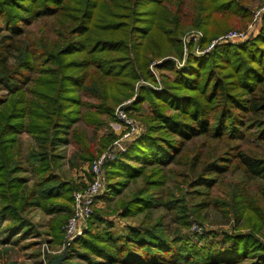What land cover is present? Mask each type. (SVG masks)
I'll list each match as a JSON object with an SVG mask.
<instances>
[{
  "label": "trees",
  "instance_id": "trees-1",
  "mask_svg": "<svg viewBox=\"0 0 264 264\" xmlns=\"http://www.w3.org/2000/svg\"><path fill=\"white\" fill-rule=\"evenodd\" d=\"M101 1L0 0V258L16 236L14 245L43 235L51 245L65 241L73 194L87 184L55 173L64 158L62 146L71 137L80 148L71 164H91L118 138L108 128L116 107L133 99L129 112L145 105L152 111L141 135L105 165V193L98 201L111 200L140 180L131 199L119 203V216H144L118 231L108 212L94 211L87 231L72 242L60 264H264V156L242 148V141L264 143V26L245 43L190 56L183 69L163 62L158 69L172 75L165 76L162 92L141 84L136 90L142 80L156 84L150 71L154 58L178 49L181 55V13L188 0H112L111 7L124 13L111 21L100 19L109 14V9L99 14ZM69 2L78 7L69 9ZM194 2L192 24L206 30L203 44L222 31L217 16L247 15L238 0ZM48 18L60 25L55 39L48 30L38 38H20L24 25ZM117 18L123 21L113 23ZM82 123L95 133L107 126L99 150L80 129ZM22 134L33 137L38 147L31 145L23 154L22 145L16 147ZM199 138L204 142L189 150L187 144ZM174 165L185 170L174 172ZM28 172L36 179L33 187ZM229 173L237 177L227 180L224 198L215 206L243 222L246 232H237L239 227L199 236L177 228L170 236L163 217L153 219L154 210L164 209L189 228L191 217L203 219L207 192ZM173 174L177 182L187 180L188 193L177 189L181 198L168 186ZM251 182L258 183L255 192L248 191ZM36 210L48 217L45 224L32 219ZM60 256L48 255L49 263Z\"/></svg>",
  "mask_w": 264,
  "mask_h": 264
},
{
  "label": "rangeland",
  "instance_id": "rangeland-1",
  "mask_svg": "<svg viewBox=\"0 0 264 264\" xmlns=\"http://www.w3.org/2000/svg\"><path fill=\"white\" fill-rule=\"evenodd\" d=\"M76 1V0H74ZM112 0H102L101 1V6L99 8V14L102 13V11H106L107 9H109V14L107 16H105L103 18V15H101V20L104 19H109L111 21V18L113 16H120L121 14H123V11L117 10L114 7H111L112 4L110 3ZM239 1V5L242 7H245L247 9V15L242 16V14H233L231 16L228 17H221V15L217 16V20L220 23V26H222V31L214 38L210 41V43L208 44H203V40L205 39L206 33H205V29L204 28H198V27H194L193 26V22H194V17H195V2L194 0H188L185 2V6L182 10V23L184 24V28L181 32L180 35V39H181V55L179 54L180 52L179 49L178 51L175 50L174 53L171 54H164L161 55L160 57L154 58L153 59V63L150 66V71L152 72V74L155 77L156 80V84H150L147 83L145 81H140L137 85H136V90L138 89V86L141 85H147V86H153L158 92H162L163 88H164V79L165 76L166 77H171V72L163 70L161 71L160 69H158V66L160 64H162L165 61H172L177 69H183L186 64L187 61L189 59L190 56H194L197 58H201L203 56H197L196 52L198 51H204L207 50L208 48H210V46L213 44V42L217 41L218 39L225 37L227 34H229L230 32H245L248 30V27L250 26V24H254L255 23V19H256V13L257 11L263 6L264 4V0H238ZM172 5H176V2L174 1V4ZM67 7L69 9L78 7V5L75 2H69L67 4ZM20 13V12H19ZM121 21H123L121 18H117L113 20V23H121ZM257 29H256V37L257 38L264 26V15L261 19V23L257 22ZM24 34L22 36H20V38L24 39V38H28L29 36H32L33 38H38L41 37L43 34H45L48 30V35L50 37H53V39H55L58 35L56 28H59L60 25H56L54 19H39L34 21L33 23L29 24V25H24ZM61 30V29H60ZM205 30V31H204ZM192 35H200L201 36V40L199 42H194V41H190V38L192 37ZM251 36H254V34H252ZM227 44H231L233 46H237L239 45L238 43H226V44H220L217 46H221V45H227ZM242 44V43H240ZM216 46V47H217ZM215 47V48H216ZM214 48V49H215ZM187 49V54L185 55V50ZM214 49H212V51H214ZM211 51V52H212ZM210 52V53H211ZM209 54V53H208ZM207 53L205 55H208ZM204 55V56H205ZM17 52L13 51L12 52V57H11V62H16L17 61ZM85 100H89V99H85ZM90 101V100H89ZM91 101H95L93 99H91ZM133 99H129V100H125L123 101L121 104H119L116 109H115V121L114 123H111V126H108V128L110 127L112 129V131L118 136V138H116V140L114 142H112L106 150H104L101 154L99 153V155L97 154L96 159L91 163H81L80 166L78 167H74L71 164V159L74 155L75 152H77L78 150H80L79 146L73 141V139L71 137H68V140L64 143V145L62 146V154L64 155L63 160L61 161V167L57 170H55V173L66 180H73V181H84V184H87V174L88 173H92V167L94 165V162L96 160H98L102 155H104L105 153H107L109 150H116L115 155L117 156L118 153H121L119 150V146H116V142L119 141V139L121 138L122 135V131L119 127L116 128V126H120V123L117 121L116 119V111H118L119 109H124L127 113L128 116L137 124L140 125L142 132L145 129V125H144V119L145 116L147 115V113H151V107L145 105V109L144 110H140V111H134V112H129L128 108L129 106L132 104ZM113 125H115V129L113 127ZM80 129L85 130L87 137L89 138V140L92 142V144L95 147V150H99V146H98V141L101 137L103 136H107L109 134V130L107 128V126H103L101 128H99L97 131V133L94 132V128L89 127L88 125L82 123L79 125ZM117 131V132H116ZM141 135V134H140ZM20 141L18 142L16 147L20 146V144L22 145V150H23V154H27L30 146H36L38 147L37 142L35 141V139L31 136H29L28 134H22L20 135ZM204 141L201 140L200 138L198 139V141H196V143H190L187 144V148H189V150H195L198 146H200ZM242 148L246 151H251L252 153H256L260 156H264V143H260L257 142L254 139H251L249 142L247 141H242ZM129 144L128 142H123L121 143L122 148L126 149L127 145ZM213 144H216V142H213ZM249 144V145H248ZM218 147V146H217ZM122 152H125L122 150ZM106 166H105V172L104 175L106 177ZM172 170L178 171V172H183L185 170V168L183 167H179V166H173ZM81 175V176H80ZM25 176L28 178V185L29 187H33L36 183V179L34 178L33 174L31 172H28L27 174H25ZM235 177H237V175H234L232 173H229L227 175V179L226 181H223V183H221V185H218L217 187H215L214 189L210 190L207 192V195L204 197L205 200L209 201V205L206 207V209L203 211L202 216L203 219H197L195 216L191 217L190 221H191V225L189 226V228L182 226L181 220H176L174 217V213L171 211H166L164 209H156L153 211L152 213V217L153 219H157V218H162L164 219V224L166 226V228L168 229V234L171 236L172 233L176 234V230L177 228L180 229H185L187 230L189 233L191 234H196L199 236H203L204 234H206L207 232H211V231H216L220 234L222 233H233L235 232V229H239L237 230V232L239 231H243L246 232L247 230L244 229V224L243 222H236L234 220L233 214L232 213H228L226 214V211L224 209H222L221 207L218 208L215 206V202H219V200H223L224 198V192L228 189L229 184L228 181H232ZM228 180V181H227ZM187 180L184 178H180L179 177V181L177 182L175 179V176L173 174V179L171 181H169L168 186L172 187L175 192V194L177 195V197H182V194L179 190H177L178 188L183 189V191H185V193H188L190 191V189L188 188V185L185 184ZM257 182H251L249 183L248 186V191L249 192H255L257 189ZM142 186L141 181L139 180L138 183L135 182H131L126 188H124V190L122 191L121 194H118L117 196H114L111 200H100L97 203V206L95 207V211L96 210H101L104 212H108V219L109 221H111L114 225H115V229L120 231L124 228H126V226L129 225H136L144 216V214H138L137 216H132L130 218L124 219L121 218L119 216V212L121 210L120 208V202L121 201H129L131 199V197L136 193V191H138V188H140ZM204 192L207 191V189L203 190ZM77 192V191H75ZM105 193V190H104ZM103 193V194H104ZM189 196V195H187ZM188 200L191 201L190 197H188ZM198 201L197 203H201L202 200H200V198H196V200H194V202ZM116 207L119 209L117 213H114L113 211L116 209ZM191 213H192V209H191ZM32 219L34 220L35 223H39V224H45L48 220L47 216H44L43 213L40 210H36L33 211L31 214ZM198 220V221H197ZM65 227V226H64ZM184 230V231H185ZM44 231V230H43ZM17 237H14L11 241V244L8 246V248L5 249H9L7 254H4L3 257L0 258V264H51L49 263V259H48V255L53 254V255H61L59 259H57L56 261L60 260L62 257H66L67 253H68V249L70 247L66 245V241H63V243L60 245L58 244H49L48 241L50 240V237H47L45 235L37 238V239H33V240H26L20 244L14 245V243L17 240ZM4 238L3 234H0V240H2ZM65 240V239H64ZM39 242L41 245H39L37 248H27L26 246L31 243V242ZM57 243V242H56ZM36 253H40L41 257H37ZM54 261L52 264H55Z\"/></svg>",
  "mask_w": 264,
  "mask_h": 264
},
{
  "label": "built area",
  "instance_id": "built-area-1",
  "mask_svg": "<svg viewBox=\"0 0 264 264\" xmlns=\"http://www.w3.org/2000/svg\"><path fill=\"white\" fill-rule=\"evenodd\" d=\"M264 15V4L257 11L256 19L254 20V24H250L248 30L245 32H230L225 37L218 39L213 42V44L204 51L196 52L197 56H204L206 53H210L212 49H214L217 44H226V43H245L251 38H255L257 33V22L261 23V19ZM254 34V36H251ZM200 35H192L190 41L199 42L201 40ZM185 55L187 54V49L185 50ZM116 119L120 123L122 127V135L119 141L115 144L119 146V150L125 151L122 148L121 143L130 142L135 140L137 136L142 133L141 127L139 124L135 123L129 116L128 113L124 109H119L116 111ZM117 150V149H116ZM116 150H109L107 153L102 155L98 160L94 162L92 167V181L87 183V187L84 190L77 191L73 194L74 203H73V215L68 220L67 224L64 227L65 232V241L66 245L69 246L72 242L83 235L87 229L89 221L95 211V207L97 206L98 199L103 195L105 190V165L110 161L114 160L116 155Z\"/></svg>",
  "mask_w": 264,
  "mask_h": 264
},
{
  "label": "water",
  "instance_id": "water-1",
  "mask_svg": "<svg viewBox=\"0 0 264 264\" xmlns=\"http://www.w3.org/2000/svg\"><path fill=\"white\" fill-rule=\"evenodd\" d=\"M65 257H62L60 260L56 261L55 264H60L61 261L64 259Z\"/></svg>",
  "mask_w": 264,
  "mask_h": 264
},
{
  "label": "crops",
  "instance_id": "crops-1",
  "mask_svg": "<svg viewBox=\"0 0 264 264\" xmlns=\"http://www.w3.org/2000/svg\"><path fill=\"white\" fill-rule=\"evenodd\" d=\"M113 127H114V129H115V125H113ZM118 127H119L121 130H123L121 126H116V128H118ZM116 132H117V131H116ZM80 176H81V175H80Z\"/></svg>",
  "mask_w": 264,
  "mask_h": 264
}]
</instances>
